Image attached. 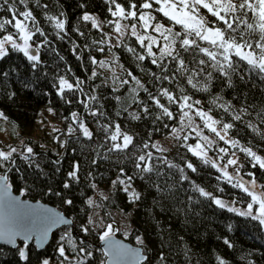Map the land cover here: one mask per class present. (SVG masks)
<instances>
[{"label":"trees","instance_id":"trees-1","mask_svg":"<svg viewBox=\"0 0 264 264\" xmlns=\"http://www.w3.org/2000/svg\"><path fill=\"white\" fill-rule=\"evenodd\" d=\"M118 2L127 6L129 0H118ZM135 2L139 4L142 0H135ZM41 3H47L49 8L46 10L36 8L29 0V7L32 8L50 41L49 46L41 50L43 63L34 70L26 57L19 52H10L8 57L0 60V111H3L8 117V122L11 124L18 123L23 129V126L31 125L35 121L41 109L55 103L62 107L67 118H71L72 112L80 113L95 136L94 141H88L77 131L74 136L64 138L69 143L66 147H62V151H60L59 144H53V149H41L34 140L27 139V145L33 147L34 151L39 154L37 159L41 164L42 171L30 166L17 156V163L11 171L2 170V174L9 177L8 181L12 185V190L18 194L23 191L24 199L49 204L73 219L75 224L73 234L77 238V242L83 239L85 246L94 253L93 258L86 264H99L100 260L104 259L98 247L99 239L96 237L94 241L91 240V236L95 233L92 232L84 236L79 228L82 223L87 222V216L92 215L93 207L97 209L96 214L107 224L113 221L112 212L130 217V231L127 237L123 239L139 247L136 237L140 236L144 239L145 252L149 256V261L146 264H158V257L161 252L167 258L166 264H218V256L223 258L226 264H264V229L258 221L249 217L238 216L226 209H220L210 201L199 197L197 193L191 191L187 181H179V173L169 170L166 165H161L163 171L166 173L172 171L173 178L167 179L165 177L160 181L161 185L163 187H167L168 184L175 185L174 189L166 195L162 196L148 187L146 181L137 179L133 187L141 192V199L136 203H131L128 194L121 190L123 186L112 187L111 182L116 179L121 167H124L129 175H134L135 169L131 161L117 163L116 161L123 157L119 153H108V144L98 149L100 156H97L91 148L82 150L81 144L94 147L95 143H103L100 138L102 134L97 131V124L88 115L83 104L80 103L81 100H86L89 95H97L105 105L104 110L108 113V119H104L102 122L107 123L110 119L120 123L124 131L135 136V142L141 147L147 142L149 147L143 151L152 152L154 157H166L181 167L184 166L185 159L191 160L198 167L197 173L189 171L191 178L225 201L235 200L237 205L245 206L250 199L238 188H233L231 184L226 183L223 178L218 181L217 177L222 174L217 169L212 168L210 164H202L188 151L189 145L195 146L197 144L196 136L189 135L187 140H180L170 154L156 151L152 147L154 141L168 136L173 128L180 125L181 113L179 108L175 104L170 105L171 110L175 112L176 119L164 117L161 120H155V114L159 110L151 107V101H148L152 114L145 116L142 110L131 100L130 89L134 87V83L130 82L120 86L117 81L114 84L113 80L110 81L98 70V65L91 63L89 57H95L97 60H103L108 56L115 59L119 58L118 67L122 64L125 69L132 71L153 93H156L160 87H166L179 94L175 83L169 84L165 81L160 84L149 75L150 72H159V69L151 64V58H147L144 62H138L126 50V46L133 47L137 52L146 55L144 49L136 41V37L128 35L118 43V47H111L110 49L111 44L108 43L107 37L102 36L100 31L93 29L90 23L80 19L85 12L96 14L99 20L114 19L108 11L107 0H41ZM156 7L159 5H154V8ZM21 9L23 10V6ZM44 11L55 15L61 11L65 13L68 21V34L63 40L55 35L56 30L45 19ZM142 11L147 12L149 10L142 9ZM153 14L162 21L165 19L162 14L154 11ZM248 16L251 18L252 13L249 12ZM0 18L10 19L11 14L0 12ZM128 21L131 22V20ZM170 24L171 22H168V26ZM75 27H79L85 35L81 37L72 31ZM104 27V33L113 30V25L105 24ZM175 28L179 30V26H175ZM9 31H14V29L9 26ZM62 35L64 34L62 33ZM36 39L43 40V37L37 36ZM101 39L105 40L104 44L93 45L94 40L99 41ZM73 42L80 46L77 52L82 53L81 59H77V56L73 54ZM85 45L89 47L85 48ZM97 47H103L104 51H97ZM60 57L63 59L61 60ZM188 59L191 58L188 57ZM138 64H140L139 67ZM69 68L71 72L68 71ZM93 70L100 73V76L94 80L89 79ZM239 71L245 79L241 80L239 76H233L231 87L227 85L223 77L213 72L211 88L207 93L192 89L182 77L179 78V83L187 90V94L192 97L193 101H201L200 105L194 106L195 108H202L204 111L211 109L209 114L221 122L218 123V127L223 134V123L234 125L228 130L226 139L231 138L238 141L237 146L239 147H251L258 155L264 157V139L247 126L248 122L251 121L252 124L264 131V124L260 123L256 115L258 111L264 110V81H261L260 76L255 72H250L243 61L239 62ZM4 72L9 73L6 80L2 75ZM58 75H64L72 82H75L77 77L84 80V93H66L71 103L66 102L57 94L55 85ZM117 76L121 79H130L120 67ZM22 82H29L31 87L23 88ZM97 85L100 87L97 88ZM113 87H120V91L113 92ZM10 91L16 92V96L12 100H9L6 95ZM115 96L122 97L124 107L131 104L129 112H136L141 116V119L132 120L128 112L122 111L121 104L114 99ZM217 96L221 99L213 104L212 101ZM139 98L147 101V94L140 91ZM161 102L167 104L164 99ZM222 104L230 105L243 112L240 114L242 119L234 120L235 114L230 113L229 110L225 111L223 107H220ZM91 106L96 107L97 105L91 103ZM243 109L247 111H243ZM117 111H121L119 117L116 116ZM73 126L76 127V125ZM78 136L81 137L79 141H77ZM218 141L220 143L216 144L214 149L206 148L207 156L210 159L217 162L220 156L217 147H228L229 150L235 152L240 164L243 165L240 168L241 175L247 179H252L253 177L247 174L249 172L254 173L258 185L264 184V169H260L258 165L252 167L254 161L236 146L231 145L229 147L221 140ZM104 154L110 158L102 159ZM139 154L141 153L138 152L137 155ZM93 158L97 159L95 166L90 163ZM57 160L61 161L59 165L55 163ZM74 161H79L81 164V182L74 184L71 189H64L63 183L67 179V173L71 171ZM89 171H91L94 180L86 178ZM93 182L97 185L96 189H100L97 193L96 189L91 188ZM218 187L223 188L224 191H217ZM25 189L27 191H24ZM49 189L52 192L62 193L65 198L74 199V207L68 208L67 205L61 204V197L49 194ZM190 195L199 198L201 203H190L188 201ZM104 196H107L108 199H103ZM89 197L93 198L99 207H89L84 202ZM156 201L159 203L157 204ZM229 226H231L230 230ZM62 230L63 228L52 235L49 244L43 250L38 251L33 244H30L29 248L25 249L29 257L28 260H22L19 256L18 248L22 247L21 242L18 243L16 249L0 245V264H42L44 259L62 260L63 258L59 256L57 251V240ZM225 239H228L233 247H228L224 243ZM66 254L70 257L75 256V253H72L70 249L66 251Z\"/></svg>","mask_w":264,"mask_h":264},{"label":"snow or ice","instance_id":"snow-or-ice-1","mask_svg":"<svg viewBox=\"0 0 264 264\" xmlns=\"http://www.w3.org/2000/svg\"><path fill=\"white\" fill-rule=\"evenodd\" d=\"M107 2L109 4L108 11L114 19L99 20L88 12H85L80 19L83 22L90 23L93 29L102 33V36L108 35L103 32V25L105 24L115 25L114 31L121 37L124 36L125 30L130 27L131 35L136 37V41L144 49L146 55L137 52L133 47L126 46V50L138 62H144L147 58H151V64L159 69L158 73H149L155 82L163 84V82L167 81L169 84L175 83L177 85L179 94L166 87H160L156 93H153L145 83L141 82L140 78L134 75L132 71L125 69L122 64L119 67L126 72L127 77L130 79H121L119 76L113 77L114 84L118 81L120 86L127 85L130 82L134 83V87L130 89L131 100L142 110L145 116L152 114L148 101H151V107L159 110L155 114V120H161L164 117L176 119L175 112L171 110L170 105L175 104L179 108L181 128L172 129L174 139H180L179 132L183 130V127L192 125L190 111L193 110L194 106L201 104L200 100H192V97L187 94V90L179 83V78H184L192 89L207 93L210 91L213 72H215L223 77L227 85L231 87L233 76H239L241 80L245 79L244 75L239 71V62L243 61L250 72H255L260 76L261 81H264V0H142L139 4L135 0H129L127 6L118 2V0H107ZM31 3L36 8L44 10L49 8V5L47 3L42 4L41 0H31ZM154 5H159V7L154 8ZM21 6H23V10ZM142 9L149 11L145 12ZM202 10H206V13L215 19L209 20ZM153 11L162 14L165 19L162 21L157 15L153 14ZM0 12L11 14L10 19L0 18V33H3V35H0V60L8 57L10 52H19L26 57L34 70L37 69L43 63L41 50L48 47L50 41L32 8L29 7V0H0ZM249 12L252 13L251 18L248 16ZM43 14L45 19L56 30L55 35L63 40L68 34V21L65 13L61 11L58 15H55L44 11ZM121 20H131L136 21V23L122 25ZM168 22H171V26H168ZM138 24L145 32L151 29L159 33L160 37L163 38V44L160 43L156 36L140 34L137 31ZM9 26L14 31H9ZM175 26H179V30H176ZM72 31H75L81 37L85 35L79 27L73 28ZM37 36L43 37V40L36 39ZM92 43L93 45H102L105 40H94ZM118 46V44L110 45V49ZM154 46L157 47L159 55L153 51ZM79 47L73 42L72 50L77 59L82 58V53L77 52ZM87 47L89 46L85 45V48ZM97 51L103 52L104 48L97 47ZM188 57L191 59H188ZM60 59L62 60L63 57H60ZM89 59L93 65H98L101 68H104L107 64V61L97 60L95 57H89ZM113 63L119 64V58H116ZM137 66L139 67L140 64ZM68 71L71 72V69L69 68ZM2 75L6 80L9 73L4 72ZM99 76L100 73L93 70L89 79L94 80ZM84 84L85 81L79 77L75 78V82H72L66 76L58 75L55 86L57 94L65 99L66 102L71 103L66 93H84ZM22 86L28 89L31 84L22 82ZM96 87L100 86L97 85ZM112 91L119 92L120 87H113ZM140 91L147 94V101L139 98ZM6 95L9 100H12L15 98L16 92L10 91ZM114 99L121 104L123 112L129 113V117L132 120L141 119V116L136 112H129L131 104L127 107L123 106L121 96H115ZM162 99L166 100L167 104L162 103ZM220 99L217 96L212 103L215 104ZM90 102L97 106L92 107ZM80 103L83 104L88 115L97 124V131L102 134L100 138L103 140V143H95L94 147L81 144L82 150L91 148L92 151L96 152L97 156H100L98 149L108 144V153H119L123 157L121 160L116 161L117 163L132 162L135 169L134 175H129L125 168L121 167L116 179L111 182L114 188L117 185L123 186L121 190L128 194L131 203H136L141 199V192L133 187L137 179L146 181L148 187L154 189L162 196L174 189V184H168L167 187L161 185L160 181L165 177L167 179L173 178L172 171L167 173L163 171L161 165H166L169 170L179 173V181H187L190 184L191 191L197 193L199 197L210 201L220 209H226L228 212H233L238 216L249 217L264 226V184L258 185L255 174L251 172L247 175L253 178L249 181H244L242 176H240V168L243 165L240 164L239 160L236 158H227L225 160V156L228 155V149L219 148V152L225 154L219 157L220 160L225 161L220 166L207 156V151L203 144L197 143L195 146H188V151L199 159L202 164H210L212 168L217 169L222 174L217 177L218 181L223 178L226 183L231 184L233 188H238L250 198L244 209L235 207L237 201H225L196 183L189 175V171L197 173L198 167L191 160L185 159L184 166L181 167L179 164L169 161L166 157H154L152 152L143 151V149L149 147L148 143L145 142L142 147L138 145L135 142V136L124 131L120 123L110 119L107 123L102 122L104 119H108V113L104 110L105 105L97 95H89L86 100H81ZM220 107L228 111L230 105L222 104ZM185 109L189 111H185ZM48 111L53 112V109L49 108ZM243 111L247 110L243 109ZM210 112L211 109L204 111L202 108H195V115L204 121L205 128L215 133L225 143L237 146L239 144L238 141L231 138L225 139L228 130L233 128L234 125L232 123H223L224 134L222 135L215 127L216 124L221 122L214 119L209 114ZM120 115L121 111H117L116 116L119 117ZM256 115L260 123L264 124V110L258 111ZM184 118L188 119L187 125L184 124ZM0 119L8 120L3 111H0ZM233 119L241 120L242 117L237 114L233 116ZM71 120L72 124L69 125L67 130L68 136H74L79 131L84 139L94 141L95 133L86 124L80 113L72 112ZM72 125H76V127ZM247 126L264 139V131L257 125L249 121ZM53 131H59V129H53ZM197 135L207 141L209 146L211 145V141H209L207 136H203L202 132H197ZM80 138L78 136L77 141ZM184 139L187 140L188 137L185 136ZM68 143L69 141L67 140L61 141V146L66 147ZM152 147L159 152L167 151V149H163L156 144L152 145ZM239 150L254 161L252 167L258 165L260 169H264V157L258 155L251 147L242 146ZM138 152L141 154L137 155ZM235 155V152L231 153V157H235ZM17 156L30 166L42 171L41 164L37 159L39 154L34 151L33 147L26 144L22 150L10 145L7 151L0 149V170L7 169L11 171L17 163ZM101 158L109 159L110 157L104 154ZM55 163L59 165L61 161L57 160ZM90 163L95 166L97 159H91ZM229 166L235 167L234 173L230 174L227 171ZM57 171H59V168H57ZM80 172V162L74 161L71 171L67 173L63 188L71 189L74 184H79L81 182ZM86 178L94 180L91 171L86 174ZM8 180L9 177L7 175L0 174V241L13 246H16L17 240L21 241L22 247L18 248L19 256L22 260H28L29 257L25 249L29 248L30 242L34 241L37 248H42L48 242L53 230L64 226L63 232L57 240V251L59 256L63 258L60 264H66V262L67 264H86L87 261L93 258L94 253L89 247L85 246L84 240L80 239L77 242V238L73 234L75 229L73 219L69 218L64 212L47 207L39 202L33 204L27 200H21L19 196L12 195V185ZM96 187L97 185L94 182L91 183L93 190ZM24 191H27V189ZM217 191L223 192L224 189L218 187ZM49 194L61 197V204L67 205L68 208L74 207V199L65 198L62 193L52 192L51 189H49ZM21 195H23V191ZM102 198L108 199L107 196ZM188 201L192 204L201 203L199 198H194L191 195L188 196ZM84 202L89 207H99L91 197ZM156 203L158 204L159 201H156ZM94 215H88L87 222L79 226L84 236L92 232L93 229L90 226L99 227ZM230 229L231 226H229ZM118 230L111 223L103 226L99 239L104 242L102 256L107 259H101L100 264H146L149 261V256L145 252L144 239L137 236V244L140 247L131 248L122 241L115 239V233ZM224 243L230 248L233 247L228 239H225ZM68 249L75 253V256L70 257L67 255L66 251ZM166 260V256L161 252L158 257V264H166ZM217 261L218 264H226V261L219 256ZM42 264H50V261L44 259Z\"/></svg>","mask_w":264,"mask_h":264},{"label":"rangeland","instance_id":"rangeland-1","mask_svg":"<svg viewBox=\"0 0 264 264\" xmlns=\"http://www.w3.org/2000/svg\"><path fill=\"white\" fill-rule=\"evenodd\" d=\"M202 12L207 16L209 20H213L215 18L211 17L210 14L206 13V10H202ZM96 16V14H92ZM122 25L124 24H131V23H136V21H131L129 22L128 20H121L120 21ZM154 23V22H153ZM171 26V24H170ZM103 28L104 25H103ZM115 25H113V30L111 32H107V41L109 44H118L124 37L131 35V28L129 27L127 30H125L124 36H119L115 31H114ZM137 31L142 34V35H151V36H156L159 40L160 43L163 44V38L160 37L159 33L152 31L149 29L147 32L143 30L142 27L137 26ZM132 36V35H131ZM153 51L157 52V55H159V51L157 47H153ZM103 60L107 61V64L104 68H101L98 66V70L102 72L105 76L108 77L110 81L113 80L114 76H117L119 73V67L118 64L113 63L115 58H112L111 56L105 57ZM52 108L53 112H49L48 109ZM185 111H189L188 109H185ZM229 112L232 114H243L240 110L230 106ZM190 116L192 117V125L190 127H183V130L179 132L180 139H174L173 138V133L171 132L168 136L158 139L154 141L153 145L156 144L159 147L163 149H167V151L161 152V153H168L170 154L177 146L178 142L180 140H183L185 136H196L197 138V143L203 144L206 148L209 149H214L216 144H219L220 140L218 136H216L215 133L211 132L208 128L204 127V121L201 120L199 117L195 115V107L193 110L190 111ZM72 124L71 118H67L64 110L62 107L57 106L55 103H51L49 106L44 107L43 109L40 110L38 113L35 121L28 126H23V129H21V125L18 123H10L8 121H4L0 119V149H4L5 151L8 150V146L16 147L18 150H22L24 145H27V139L28 140H34L35 143H37L38 147L41 149H47V148H54L53 144H59L62 151V146H61V141H64L65 137H68L67 135V130L69 125ZM184 124H188V119L184 118ZM73 126V125H72ZM74 127V126H73ZM218 131L221 132L223 135L222 131L220 130V127H218V124L215 125ZM177 129L181 128V124L176 127ZM53 129H59V131H53ZM195 129V130H193ZM197 132H202L203 136H207L209 141H211V145L209 146L207 141H204L200 136L197 135ZM226 139V137H225ZM185 140V139H184ZM227 140V139H226ZM222 141V140H221ZM227 146L231 147V144L225 143ZM29 146V145H28ZM225 148V146L222 147H217L218 152L219 148ZM238 149L240 148L239 146H236ZM225 149H228L226 147ZM157 151V149L155 148ZM159 152V151H158ZM220 153V152H219ZM231 153H233L231 150L228 149V155L225 156V160L227 158H236L239 160L238 156L235 155V157H231ZM15 155V154H14ZM224 153H220V156H224ZM225 161H222L218 159L216 162L217 165L222 166ZM240 162V161H239ZM235 167L229 166L227 168V171L231 174L235 172ZM0 174H2V170H0ZM240 176L241 173H240ZM244 181H249L251 179H247L243 177ZM9 182V181H8ZM235 182V181H233ZM10 183V182H9ZM96 193L100 191V189H96ZM235 207L244 209L245 206L241 205H235ZM92 215H94V219L97 221V225L99 227L93 225L92 227V232L95 233L91 236V240L94 241L96 237L99 239V235L101 234V231L103 229V226L106 225L107 223L104 222V220L98 215L97 209L93 207ZM111 217L113 218L111 224L115 229H119L115 235L120 236V238H125L127 237L129 231H130V217L128 215H124L118 212H112ZM264 229V226H262ZM63 230L61 231L62 234ZM91 232V233H92ZM100 240V239H99ZM98 240V241H99ZM50 261V260H49ZM60 261H50V264H60ZM67 264V262H66ZM100 264V263H99Z\"/></svg>","mask_w":264,"mask_h":264},{"label":"water","instance_id":"water-1","mask_svg":"<svg viewBox=\"0 0 264 264\" xmlns=\"http://www.w3.org/2000/svg\"><path fill=\"white\" fill-rule=\"evenodd\" d=\"M3 175H6V174H3ZM11 192H12V195H14V196H19L21 200H27V199H24V198H23V195L18 194V193H15V192L12 190V188H11ZM27 201H29L30 203H33V204L39 202L40 204H44V205H46L47 207L54 208V209L58 210L57 208H55V207H53V206H51V205H49V204H46V203L40 202V201H31V200H27ZM58 211H59V210H58ZM63 227H64V226H61L60 228H58V229H54V230H53V233L50 234V236H49V240H48V242L44 245V247H42V248H37V247L35 246V242H34V241L30 242V244H33V246H34V247L36 248V250H38V251L43 250V249L49 244L52 235H53L57 230H59V229H61V228H63ZM115 239H118V240L122 241L123 243L127 244V245H128L129 247H131V248H138V247H139V246H135V245L131 244L130 242H127L126 240H124V239H122V238H120V237H118V236H116V235H115ZM18 242H21V241L17 240V244H16V246H13V245L6 244V243L0 241V245H3V246H6V247H9V248H11V249H16V248L18 247ZM98 247H99V249H100V251H101V253H102V249L104 248V242H102V241L99 240V241H98ZM104 259L106 260L107 258L104 257Z\"/></svg>","mask_w":264,"mask_h":264}]
</instances>
